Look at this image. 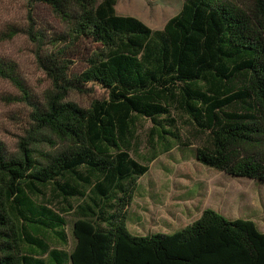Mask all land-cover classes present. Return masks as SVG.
Listing matches in <instances>:
<instances>
[{"label": "trees", "instance_id": "16d2710c", "mask_svg": "<svg viewBox=\"0 0 264 264\" xmlns=\"http://www.w3.org/2000/svg\"><path fill=\"white\" fill-rule=\"evenodd\" d=\"M25 1L51 10L62 40L93 48L75 76L70 60L36 54L52 86L42 101L0 60V78L31 107L17 152L0 143V264H264L255 224L210 209L171 235L133 236L126 224L157 157L130 156L140 119L152 124L149 145L167 152L180 142L176 117H186L206 136L200 165L264 183V0H184L162 30L118 16L117 0ZM89 83L107 97L88 108L67 100ZM69 216L67 252L58 246L68 245Z\"/></svg>", "mask_w": 264, "mask_h": 264}, {"label": "rangeland", "instance_id": "374dc122", "mask_svg": "<svg viewBox=\"0 0 264 264\" xmlns=\"http://www.w3.org/2000/svg\"><path fill=\"white\" fill-rule=\"evenodd\" d=\"M183 2L117 0L115 9L118 16L132 17L152 30H162L166 22L179 13ZM12 28L17 33L9 39L7 35ZM30 29L34 36H41V41L27 34ZM66 32V26L45 5L32 6L25 0H0V60L16 66L34 101H42L45 93L52 89L50 78L37 63V53L56 54L70 60V76L79 75L87 68L86 59L92 45L85 40L64 41L62 37L66 38ZM86 90L83 94L69 93L67 100L88 108L92 101L107 97L106 90L97 83L87 84ZM23 97L18 88L0 78V143L9 154L17 152L20 138L30 128L31 107ZM176 121L174 132L180 136V142L167 152L158 143H154L153 148L149 145L151 122L147 119L137 122L130 156L141 164L153 152L157 157L138 181L128 208V231L138 237L171 235L210 209L229 221H251L264 234V183L233 178L200 165L195 159V150L204 145L206 136L189 124L186 117H176ZM67 221L68 245L58 247L69 252L73 243L70 234L73 218L69 216Z\"/></svg>", "mask_w": 264, "mask_h": 264}]
</instances>
